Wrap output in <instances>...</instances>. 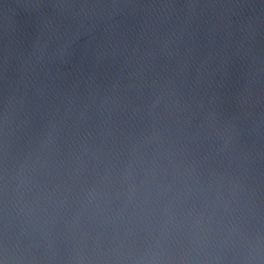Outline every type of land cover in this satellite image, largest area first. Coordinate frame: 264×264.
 I'll return each instance as SVG.
<instances>
[{"label": "water", "instance_id": "water-1", "mask_svg": "<svg viewBox=\"0 0 264 264\" xmlns=\"http://www.w3.org/2000/svg\"><path fill=\"white\" fill-rule=\"evenodd\" d=\"M0 264H264V0H0Z\"/></svg>", "mask_w": 264, "mask_h": 264}]
</instances>
